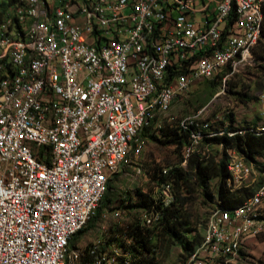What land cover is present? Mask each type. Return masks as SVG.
Wrapping results in <instances>:
<instances>
[{"label": "built area", "instance_id": "2783aa9c", "mask_svg": "<svg viewBox=\"0 0 264 264\" xmlns=\"http://www.w3.org/2000/svg\"><path fill=\"white\" fill-rule=\"evenodd\" d=\"M120 7L125 1L87 7L90 17H110L108 28H85L89 19H74L64 4L50 17L52 4L42 3L35 28H0V264H132L104 238L78 248L71 241L96 215L110 178L142 153L149 122L196 82L221 76L226 84L256 65L262 28H251L253 0L136 1L116 16ZM150 20L157 28H145ZM180 126L190 134L182 166L197 153L208 157L207 140L245 132L228 131L203 110ZM227 153L230 190L256 187L242 204L212 209L202 244L184 264H234L264 229V166ZM156 198L170 206L171 185Z\"/></svg>", "mask_w": 264, "mask_h": 264}, {"label": "rangeland", "instance_id": "374dc122", "mask_svg": "<svg viewBox=\"0 0 264 264\" xmlns=\"http://www.w3.org/2000/svg\"><path fill=\"white\" fill-rule=\"evenodd\" d=\"M48 4H52L50 12L55 8L54 4L60 7L57 0ZM31 23H26L24 28H30ZM6 24L7 22L2 28L16 27L14 23L10 26ZM262 65L264 64L259 63L242 67L228 79L226 84L221 81L215 85L213 83L215 79L196 82L187 94L174 103L169 113L160 117L154 125V130L159 129L165 122L176 121L179 124L183 118L203 110L205 118L218 116L227 121L229 115L233 114L236 127H257L259 132L263 131L264 69ZM232 84H236L234 89L231 87ZM203 145L204 149L206 143ZM220 151V146H210L212 156H216ZM237 152L244 158L247 157L246 154ZM180 160L181 154L176 146H164L147 138L142 153L138 156L131 154L122 171L112 177L111 201L103 210L102 216L96 222L94 219L89 222L84 232L72 240L71 248L86 247L98 239H106L113 228L125 232L131 225L140 224L146 234L148 229L153 231L151 235L153 252L146 250L139 252L143 264H184L189 253L202 244L211 211L220 202L216 194L218 179H212L210 182L215 193L214 201L208 202L205 196L198 194L184 207L185 223L175 232L166 231L163 226H158L160 213L131 207L136 202L138 192L150 195L157 193L158 187L151 181L150 172L158 166L167 168L169 165L179 163ZM255 160L256 164L264 166V154L256 155ZM255 187V183H250L240 190L253 193ZM231 193L235 198L242 196L239 192ZM129 196L133 198L132 201L128 200ZM149 220L152 222L148 223ZM123 238L132 241L126 235H123ZM120 249L124 250L122 247ZM234 264H264V229L243 244L242 253Z\"/></svg>", "mask_w": 264, "mask_h": 264}, {"label": "trees", "instance_id": "16d2710c", "mask_svg": "<svg viewBox=\"0 0 264 264\" xmlns=\"http://www.w3.org/2000/svg\"><path fill=\"white\" fill-rule=\"evenodd\" d=\"M87 1V0H85ZM174 2H183L186 0H173ZM23 4L24 0H0V28L8 21L9 11L11 8ZM262 11L264 14V1L262 5ZM155 23L153 28H157V20H153L151 23ZM18 28H22L18 24ZM254 57L256 65L259 63L264 64V22L262 27V35L259 43L255 47ZM264 69V65L261 66ZM213 83L218 85L219 82L223 81L221 76L214 78ZM196 84V83H195ZM232 89L236 87V84L231 85ZM233 92V90H231ZM228 124V131L237 132L243 130L242 134L237 133L230 137L225 135L222 137H215L207 140L206 144L210 146H222L221 151L215 156L209 153L208 157L205 158L202 154H195L189 160L186 166H182L184 161V148L189 143L190 134L181 128L180 123L176 121L165 122L160 126L159 129L154 130V125L157 123L156 120L149 122L142 131L144 138H151L159 142L164 146H176L181 154V160L179 163L169 165L167 168L156 167L153 172H150L151 181L158 188L163 184H170L174 195V202L168 206L163 207L158 202L156 194H144L138 192L135 204L131 207L145 208L148 212L160 213V222L158 226H163V229L169 232H175L181 229L185 223L184 219V207L188 202L195 199L198 194L205 196L208 202H213L215 199V193L211 188V180L218 179L217 185V197L220 199L222 205L226 208H234L242 204L248 197L252 195V192L248 190H237L235 192L242 193L241 197L235 198L232 191L228 186L230 179V173L227 167L228 164V149H235L241 153L246 154L248 162H254L255 156L258 154H264V130L258 131L257 127H246L239 128L235 126L234 115H229V120L224 121ZM223 123V122H222ZM258 131V132H257ZM204 146V145H203ZM203 150V147H202ZM166 171V172H164ZM110 178L108 183V189L101 201V205L96 215L89 221L94 219L97 221L102 216L103 210L106 209L108 203L111 201L110 194ZM129 201L133 198L129 196ZM218 202L217 204H219ZM89 224V223H88ZM85 228L77 235H81ZM144 227L140 224H133L129 230L120 232L117 229H111V233L106 236L108 246L115 244L118 247L124 248L125 251L129 252L132 256V264H143L140 260L139 252L148 251L153 252L151 235L152 230L148 229L147 234L143 231ZM123 235L130 237V240L123 238ZM76 236V237H77ZM75 237V238H76ZM105 239V238H104ZM72 242V241H71ZM130 242L131 244H128ZM193 251L189 253V256ZM242 253V251H241ZM188 256V257H189Z\"/></svg>", "mask_w": 264, "mask_h": 264}, {"label": "bare ground", "instance_id": "6f19581e", "mask_svg": "<svg viewBox=\"0 0 264 264\" xmlns=\"http://www.w3.org/2000/svg\"><path fill=\"white\" fill-rule=\"evenodd\" d=\"M97 1H100V0H90L87 7L88 8H97ZM118 1H125V7H120L118 9H116V15L119 16V14H121V12L124 9L132 8L133 2L137 1V6H144L146 4L147 0H118ZM253 1L256 2V11L258 14V19L257 20H251V28H262L263 22H264V14L262 11V5H263L264 0H253ZM41 3L42 4H48L47 0H24L23 4L21 3L15 7L11 8L9 11V18H8L6 25L10 26L11 24L14 23V25L16 26L15 28H18L17 27L18 24L24 28L26 26L25 25L26 23L32 22L30 28H35V23L37 21V12H36L37 6H41ZM50 3H52V2H50ZM182 4L187 5L185 1H183ZM87 7H85V10L84 9L83 10L89 13V10H87ZM60 10L61 9H57L55 7L53 10H51L50 17H57L59 15ZM125 12H126V10H125ZM97 17H98V20H100V22L102 24H105L107 22L108 16H97ZM152 21L153 20L148 21V23L145 24V28H153V25L155 23L154 22L151 23ZM209 22H217V14L214 17H212V19L210 18ZM85 28H94V24L87 23L85 25Z\"/></svg>", "mask_w": 264, "mask_h": 264}, {"label": "crops", "instance_id": "0c3cea01", "mask_svg": "<svg viewBox=\"0 0 264 264\" xmlns=\"http://www.w3.org/2000/svg\"><path fill=\"white\" fill-rule=\"evenodd\" d=\"M50 1L52 2L53 0H50ZM57 1H58V4L60 5V7L56 6L57 4H54V6L57 9H61V7L64 4V9L65 10H70V13H71V15L73 16L74 19H89V20H87V23L94 24V27L95 26H99L100 28H108V27H110V24H109L110 23L109 22L110 21V17H108L107 22L105 24H102L100 22V20H98L97 16L90 17V10H89V13L84 11L85 7H87V5L89 4L90 0H87V1H85V0H77V5H74V1H65V2H64V0H57ZM100 1H105V0H100ZM47 2L50 3L48 0H47ZM185 2L187 4V6H195L196 5V0H186ZM85 3H86V6H85ZM125 10H126V12H125ZM126 15H127V8L124 9L121 12V14H119V16H126ZM215 15L216 14H210L209 15V20H210V18L212 19V17H214ZM116 16H118V15H116ZM262 105H264V102H263ZM262 107L264 108V106H262Z\"/></svg>", "mask_w": 264, "mask_h": 264}]
</instances>
